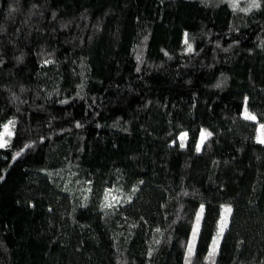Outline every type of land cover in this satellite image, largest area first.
I'll return each mask as SVG.
<instances>
[{
  "label": "trees",
  "instance_id": "trees-1",
  "mask_svg": "<svg viewBox=\"0 0 264 264\" xmlns=\"http://www.w3.org/2000/svg\"><path fill=\"white\" fill-rule=\"evenodd\" d=\"M234 1L0 0V264H264V0Z\"/></svg>",
  "mask_w": 264,
  "mask_h": 264
},
{
  "label": "snow or ice",
  "instance_id": "snow-or-ice-1",
  "mask_svg": "<svg viewBox=\"0 0 264 264\" xmlns=\"http://www.w3.org/2000/svg\"><path fill=\"white\" fill-rule=\"evenodd\" d=\"M234 8L237 6L235 2H233V5H232ZM251 7H259V3H258V0H252V5ZM250 10V9H248ZM243 11V9H242ZM187 43V40L185 41ZM190 50V49H189ZM246 111V115H245V119H250V120H255L256 117L254 115H251V114H248L247 113V110ZM10 124L13 123V122H9ZM79 126V125H77ZM261 129H264V124L261 125ZM13 133L9 131L8 129V126L5 125L4 127V133L3 134H0V148H5L8 146V141L5 140V136H11ZM212 135V133L210 132H207L206 130L205 131H202L201 133V143L204 142V140L207 138V137H210ZM187 137V133H183L181 134V136L179 137V139L181 140V147L184 146L183 144V141L186 139ZM260 143H264V139H260L259 140ZM199 145L197 146V150H199ZM17 156L20 155V153H16ZM107 195L106 194V197L105 199L107 200ZM115 199V198H114ZM113 205L111 203H106L105 207H112ZM232 211L231 207L228 206L225 208V212L230 214ZM201 212H203V206H201ZM227 223H228V217L225 216V217H222L221 219V222H220V227H219V231H218V237H222L223 235V232L225 230V228L227 227ZM198 224H199V217L197 219V227H198ZM159 231V229L157 230ZM195 233H196V229H194V238H195ZM219 247V239H215L213 241V250L209 253V257H213L215 254H216V250L218 249ZM193 249H194V245H190L189 248H188V252H189V256H191L193 254Z\"/></svg>",
  "mask_w": 264,
  "mask_h": 264
},
{
  "label": "rangeland",
  "instance_id": "rangeland-1",
  "mask_svg": "<svg viewBox=\"0 0 264 264\" xmlns=\"http://www.w3.org/2000/svg\"><path fill=\"white\" fill-rule=\"evenodd\" d=\"M240 1H241V0H240ZM240 1H239V0H235L234 2H235L236 5L238 6V4L240 3ZM246 4H247L248 9H251V8H252V7H251V5H252V0H246ZM245 115H246V114H245ZM258 131H259V138H258V141H259L260 139H264V129H261V125H259V127H258ZM201 133H202V132H201ZM182 134H183V133H182ZM180 136H181V135H180ZM207 139H208V137L204 140L203 143H201V134H200L199 140H198V142H197V144H196V150H197V146H198V145L200 146V147H199V150H197L198 152H202V150H203V148H204V144H205V142L207 141ZM6 141H9V140H6ZM178 142H179V145L181 146V140H180V139L178 140ZM187 143H188V134H187L186 139L183 141V144H184L183 147H185V146L187 145ZM261 144H264V143H261ZM106 194H108V195H107V200L105 199ZM106 194H105V197H104V207H105L106 203H111V204L113 205L112 207L120 206V205L124 204V203L130 198L129 195H128L127 193H125V192H123V191H120V190H116V189L108 190V191L106 192ZM114 198H115V199H114ZM112 207H110V208H112ZM106 208H109V207H106ZM231 214H232V211H231L230 214L224 212L222 217L227 216V217H228V223H229V219H230V217H231ZM201 215H202V214H200L199 217H201ZM228 223H227V227H228ZM219 227H220V225H219ZM227 227H226V228H227ZM226 228H225V229H226ZM195 229H196V232H197V231H198V227L195 228ZM224 231H225V230H224ZM223 233H224V232H223ZM220 238H221V237H219V239H220ZM217 239H218V237H217Z\"/></svg>",
  "mask_w": 264,
  "mask_h": 264
}]
</instances>
